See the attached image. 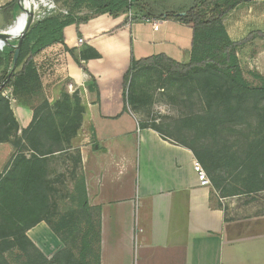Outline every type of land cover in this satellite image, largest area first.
<instances>
[{"label": "crops", "instance_id": "1", "mask_svg": "<svg viewBox=\"0 0 264 264\" xmlns=\"http://www.w3.org/2000/svg\"><path fill=\"white\" fill-rule=\"evenodd\" d=\"M18 1L0 0L4 35L16 26ZM132 19L99 15L67 26L63 43L33 58L38 91L28 94L30 84L2 95L18 135L42 102L53 108L64 96L78 97L80 125L66 152L79 153L87 202L100 210L99 264H264V184L246 190L227 181L217 188L177 131L154 130L159 120L144 121L140 83L135 94L124 86L133 61L164 55L187 64L192 30L165 18ZM223 26L233 43L264 33V0L239 4ZM88 49L99 58L85 61ZM236 59L248 83L264 86V36L238 47ZM0 151L1 174L17 153L10 143H1ZM196 163L209 187L200 185ZM26 236L47 259L62 249L44 222Z\"/></svg>", "mask_w": 264, "mask_h": 264}, {"label": "trees", "instance_id": "2", "mask_svg": "<svg viewBox=\"0 0 264 264\" xmlns=\"http://www.w3.org/2000/svg\"><path fill=\"white\" fill-rule=\"evenodd\" d=\"M252 1L255 0H192L187 10L161 15L149 11L148 0H74L77 7L87 4L98 15L118 17L131 12L134 14L132 20L165 18L192 30L191 59L187 64L177 63L164 55L133 61L124 86L127 87L132 74L143 71L145 75L157 74L178 84V88H185L184 100L194 98L191 108H186L189 112L180 114V121L175 125H152V128L177 131L184 140L180 144L192 148L196 160L217 188L227 181L243 184L246 190L264 184V86L248 83L236 59L238 47L256 36L263 37L264 33H252L233 43L223 26L226 14L239 4ZM178 13L184 15L178 16ZM41 17L35 19L25 34L15 70L9 77L14 49L9 46L0 52L3 82L0 144H12L17 153L5 174L0 175V264H11L6 258L9 251L17 256L19 264H99L100 210L88 204L81 174L69 195L75 206L66 214L50 211L54 191L47 168L55 153H67V145L76 135L81 114L78 97L64 96L53 108L42 102L34 110L33 123L18 135V124L10 111L9 101L2 96L7 89L27 91L30 84L28 94L37 92L33 58L45 48L63 43L65 27L88 20L71 14ZM82 58L87 61L99 55L88 49ZM78 65L84 69L79 62ZM133 91L131 93L135 94ZM197 96L201 102L206 100V107L203 106L211 118L209 124L205 117L196 121ZM219 127L230 133L233 141L221 137ZM75 155L74 168L80 171L79 153ZM40 222L46 223L63 245L51 259H47L26 236V232ZM76 238L77 256L69 247V242Z\"/></svg>", "mask_w": 264, "mask_h": 264}, {"label": "rangeland", "instance_id": "3", "mask_svg": "<svg viewBox=\"0 0 264 264\" xmlns=\"http://www.w3.org/2000/svg\"><path fill=\"white\" fill-rule=\"evenodd\" d=\"M191 1L192 0H148V5L149 11L151 13L167 15L172 12H179V10H187L192 4ZM29 2L30 5H32L31 13L33 14L34 20L41 16V13L45 14V11L49 13L52 10H54L52 15H57L59 17H66L68 14H71L74 17L80 19H89L99 16L98 12L95 9L87 6V4H81L80 7H77L74 0H30ZM51 2H53L55 6ZM20 11L21 10L19 6L17 5V13H19ZM124 15L126 16L128 15V13ZM46 17H48V15H46ZM17 18L18 15L15 18V21H17ZM4 20L5 19L0 16V29L6 27V25L3 24ZM15 27H13L12 29H14ZM16 40L17 39L9 40L8 44L15 45ZM10 45L1 44L0 52L8 48ZM9 71L10 67L8 72ZM136 81H138L140 83V86L142 87V93L138 96L137 101L139 102V105H142L143 107L142 114L144 116V121L159 120L160 126L175 125L176 121H180V114L188 113L189 111L187 109H190L191 103H194V98H191L189 101L186 99L184 100L183 93L185 91V88L183 86H180V88H178V84L170 83V81H166L162 76H159L157 74L154 75L152 73H148L147 75H145V77H141L139 72L132 74L127 85V90H131L132 92L135 84L133 83V86H131L130 83H136ZM193 85L196 87V84ZM2 86L3 82H1L0 77V90ZM182 98L184 102L182 101ZM205 104L206 100H203V102H201L199 97H196V121L199 122V117H205L204 119H207L206 122L207 124H209L208 121L211 122V118L209 114L206 115L204 109V106L206 107ZM201 123H203V121H201ZM219 132L221 137L228 139L230 142L233 141V139L230 138V133L228 134L225 129L219 127ZM220 144L224 145V143ZM67 146L70 147V143ZM75 154L76 152L65 153L50 158L47 173L49 179L53 182V204L50 208V211L52 213L56 212L58 214H66L69 208L75 206V204L73 203L74 200L69 198V195L73 193L74 185L77 183L78 175L80 174L78 169L76 170L74 168L73 159L76 157ZM1 155L4 156V152L0 151V156ZM5 168L6 167L2 168V172L0 174L1 176L5 174ZM69 247L73 251L74 255L77 256L79 248L78 239L76 238L74 240H71L69 242ZM6 258L11 264H19L17 261V256H15L10 251L7 253Z\"/></svg>", "mask_w": 264, "mask_h": 264}, {"label": "water", "instance_id": "4", "mask_svg": "<svg viewBox=\"0 0 264 264\" xmlns=\"http://www.w3.org/2000/svg\"><path fill=\"white\" fill-rule=\"evenodd\" d=\"M22 1L23 0H19L18 1V6H19L20 10H24L25 11V9L22 7ZM177 15L178 16H183L184 13H179ZM34 22H35V20L33 19V14L30 11H27V18H26V21H25V24H24V28L21 31L19 37L17 38L15 45L8 44L9 43V38L7 36H5L2 32H0V44L10 45L14 49V55H13V59H12V64H11L10 71L8 72L7 77H9L10 74L15 69L23 38H24L25 34L27 33V31L29 30L30 26Z\"/></svg>", "mask_w": 264, "mask_h": 264}, {"label": "bare ground", "instance_id": "5", "mask_svg": "<svg viewBox=\"0 0 264 264\" xmlns=\"http://www.w3.org/2000/svg\"><path fill=\"white\" fill-rule=\"evenodd\" d=\"M30 0H23L22 1V7L25 9L24 10H21L19 13H18V18H17V21H16V27L14 29H11L9 32H7L5 34V36H7L9 38V40H15L19 37L21 31L23 30L24 28V24H25V21H26V18H27V11H32V5H30ZM37 22V21H36Z\"/></svg>", "mask_w": 264, "mask_h": 264}, {"label": "built area", "instance_id": "6", "mask_svg": "<svg viewBox=\"0 0 264 264\" xmlns=\"http://www.w3.org/2000/svg\"><path fill=\"white\" fill-rule=\"evenodd\" d=\"M51 3L53 4V2H51ZM53 12H54V10L50 11L46 15L51 16ZM46 15H44L42 17V19H44L46 17ZM132 16H133L132 13L131 12H128V18H132ZM42 19H40V20H42ZM40 20H38V21H40ZM77 43L79 45H81L83 43V40L82 39H78ZM194 169H195V171H196V173L198 175V180L200 182V185L203 186V187H209L210 186V182H209V180H208L205 172L202 170L201 166L198 163H196L194 165Z\"/></svg>", "mask_w": 264, "mask_h": 264}]
</instances>
